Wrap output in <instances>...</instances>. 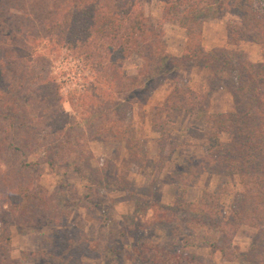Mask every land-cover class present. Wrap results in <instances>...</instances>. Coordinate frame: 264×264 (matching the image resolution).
I'll list each match as a JSON object with an SVG mask.
<instances>
[{
    "label": "trees",
    "instance_id": "1",
    "mask_svg": "<svg viewBox=\"0 0 264 264\" xmlns=\"http://www.w3.org/2000/svg\"><path fill=\"white\" fill-rule=\"evenodd\" d=\"M4 2L8 7L0 9V120L7 125L5 130H10L6 132L8 148L20 152L24 145L31 150L44 148L47 157L43 161L51 168L60 161L63 168L87 182L85 188L90 192L94 182L86 170L91 163L88 143L103 133L127 140L129 160L140 159L141 164L144 148L130 135L133 105L140 106L141 111L160 81L168 77L173 80L172 89L154 108L151 118L159 140L168 138L181 112L200 118L206 123L208 136L194 165L207 174L235 176L240 191L227 215L220 212L219 195L204 192L198 202L175 197L173 204L164 206L172 212L164 222L181 235L187 228L205 227L217 232L220 239L229 240L243 227L254 229L248 250L238 253L236 261L264 264V0ZM152 2L162 7V17L155 22L145 12ZM227 12L237 18L227 24V42L256 43L261 52L258 64L240 51L205 50L200 45L205 19ZM164 21L176 23L186 32L180 57L169 55L165 48ZM61 49L80 57L84 69L81 85L70 89L65 97L62 83L50 70V58ZM132 57L140 60L135 75L124 69ZM189 65L208 68L213 80L222 73L234 75L231 110H206V96L178 78V71ZM65 101L72 114L65 111ZM37 164L21 160L14 170H0L2 262L8 264L9 260L11 225L38 223L69 228L60 233L62 249L57 255L41 251L31 256L44 254L48 260L58 257L62 264H82L81 258L95 251V244L80 228L68 224L70 211L62 197L53 196L31 179ZM120 233L124 234L123 230ZM105 249L106 264H114L118 251L110 246ZM164 256L167 264L168 255ZM24 261L21 258L19 262ZM148 264L155 263L151 260Z\"/></svg>",
    "mask_w": 264,
    "mask_h": 264
},
{
    "label": "rangeland",
    "instance_id": "2",
    "mask_svg": "<svg viewBox=\"0 0 264 264\" xmlns=\"http://www.w3.org/2000/svg\"><path fill=\"white\" fill-rule=\"evenodd\" d=\"M4 1L0 0V9L8 7ZM145 12L151 22L162 17V7L156 2L147 4ZM233 20H237L236 16L228 12L219 17H207L201 24L200 45L205 50L240 51L253 64H258L261 52L256 43L250 40L238 45L227 42L226 27ZM163 31L162 40L168 54L180 57L186 39L184 28L164 21ZM50 63V70L62 83L64 97L70 89L81 85L84 69L80 57L61 49L50 58ZM139 65V58L132 57L124 63V69L135 75ZM178 78L191 90L206 96L208 112L233 108V74L222 73L213 80L208 68L189 65L178 71ZM172 86L173 80L165 77L141 106V111H138L140 106L133 105L130 135L144 148L141 164L140 159L129 160L127 140L120 141L103 133L88 143L91 163L86 170L94 182L90 192L85 188L87 182L80 181L71 169L63 168L60 161L56 160L55 168H51L45 162L47 152L44 148L31 150L24 145L22 152L8 148L10 130H5L7 125L0 120V170H14L21 160L38 163L31 179L53 196L62 197L70 211L68 224L80 228L95 244L96 250L81 258L82 264H106L107 246L118 251L114 264H148L151 260L164 264L165 253L167 264H238V253L248 250L254 229L243 227L229 240L220 239L217 232L205 227L187 228L181 235L163 220L172 215L164 206L173 204L175 197L198 202L204 192L219 195L220 212L227 215L235 203V194L240 191L235 176L207 174L194 165L193 160L202 155L208 136L206 123L200 118L181 112L173 121L168 138L159 140V132L151 125V118L154 108L164 102ZM1 102L0 98V105ZM63 107L67 113H73L67 101ZM68 228L64 224L35 223L21 227L12 224L8 264L13 261V264H42L46 260L49 264H62L58 257L48 260L44 254L33 257L30 253L50 251L57 255L62 249L60 233ZM136 228L138 231L134 233ZM122 230L124 234L120 233ZM3 257L1 252L0 264H4ZM21 258L25 261L19 262Z\"/></svg>",
    "mask_w": 264,
    "mask_h": 264
}]
</instances>
